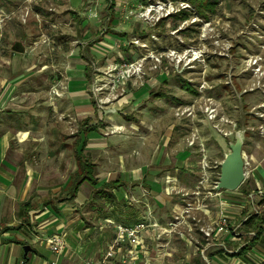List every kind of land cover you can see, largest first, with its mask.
Returning a JSON list of instances; mask_svg holds the SVG:
<instances>
[{
    "label": "rangeland",
    "instance_id": "obj_1",
    "mask_svg": "<svg viewBox=\"0 0 264 264\" xmlns=\"http://www.w3.org/2000/svg\"><path fill=\"white\" fill-rule=\"evenodd\" d=\"M9 56L16 62H4ZM85 64L93 77L91 92L86 91L96 99V114L103 116L101 133L131 139L130 121L150 122L140 125L149 130L153 124L155 131L170 121L192 151L195 176L186 181L195 188L202 159L221 163L241 131L249 160L246 178L233 194L222 195L234 205L245 203V216L264 217V187L247 186L254 168L264 166V0H220L208 18L187 0H0V76L31 73L24 88L34 94L26 102L33 100L38 111L44 110L47 126L56 124L62 133L75 132L80 117L54 116L49 108L55 97L50 101L46 89L55 79L60 88L82 78ZM179 79L194 91L183 89ZM158 92L168 97L161 99ZM53 93L60 96L57 89ZM207 103L218 108L214 120L203 110ZM178 106H191L193 114L176 115ZM220 167L201 185L212 197H220L210 186ZM257 228L244 225L243 239L251 241ZM163 235L160 248L165 247ZM258 241L253 247L264 254Z\"/></svg>",
    "mask_w": 264,
    "mask_h": 264
},
{
    "label": "crops",
    "instance_id": "obj_2",
    "mask_svg": "<svg viewBox=\"0 0 264 264\" xmlns=\"http://www.w3.org/2000/svg\"><path fill=\"white\" fill-rule=\"evenodd\" d=\"M4 62L12 64L16 57ZM82 67V78H71L60 88L55 79L46 89L50 101L55 97L49 108L54 116L80 117L72 133H62L56 124L47 126L44 110L38 111L32 99L26 102L34 94L24 88L31 73L0 76V264H115L128 250L117 245L115 257L107 258L115 224L141 220L150 226L140 235L136 264H260L264 254L253 247V239H243L248 214L234 213L233 203L222 195L235 191L222 189L220 197L203 190L196 194L197 187L186 181L195 172L182 130L176 133L170 121L165 128L155 131L152 124L148 130L150 122L138 119L128 122L134 128L131 139L121 133L103 135L102 113L96 114V99L86 91L91 92L93 83L91 67ZM88 162L94 165L95 182L77 178L89 170ZM252 175L247 186L263 188L264 166L257 165ZM114 180L118 186L104 187ZM223 209L232 217L231 225L239 227L236 238L226 234L220 241L206 239L201 227L214 223ZM162 233L165 247L160 248ZM55 234L64 239L58 254L49 243ZM258 239L264 247V232ZM25 245L31 249L25 251Z\"/></svg>",
    "mask_w": 264,
    "mask_h": 264
},
{
    "label": "built area",
    "instance_id": "obj_3",
    "mask_svg": "<svg viewBox=\"0 0 264 264\" xmlns=\"http://www.w3.org/2000/svg\"><path fill=\"white\" fill-rule=\"evenodd\" d=\"M253 62L258 63V59H254ZM203 110L206 113L208 119L210 120L216 119L218 115L217 106L213 105L212 103H207L204 106ZM185 111H187L189 114H193V108L191 106H188V107L178 106L176 108V115H182ZM194 142H195V139H192L189 142V145L194 144ZM204 158L205 159H202V161L200 162L199 170L201 174L200 175L201 179L199 181V185H197V189L195 191L196 194L200 193V191L202 190L201 185L202 184L204 185V183L208 182L213 171L216 170L219 165H221V163L218 164L217 161H215L213 165H209L206 160V157ZM244 159H245V171L247 173V165L249 163V160L247 159V156L245 155V153H244ZM217 181H214L213 184H210V186H212L213 189H215L216 194L219 193L217 192V188H216ZM230 204L231 203H229V206ZM244 206H245V203L243 202L238 205H234L233 206L234 213H238V214L242 213ZM231 222H232V217L230 216L229 213H227L223 209L219 212L217 220L210 225H205L201 227V231L203 233V236L206 239H210V240H217V241L221 240L226 234H230L232 235L233 238H236L239 227L232 226ZM148 226H150V224L149 222L145 220L138 221L137 223L133 225H123V224H118V223L115 224L116 235H115L113 245L109 248V250L106 253L107 258L115 257L116 246L125 244L128 247L126 255H124L115 264H136V254H137L136 246L138 244L142 231H144ZM49 243H50L51 250L55 254L60 253L64 247V239L59 234L52 235L49 238ZM50 264H59V262L57 260H52Z\"/></svg>",
    "mask_w": 264,
    "mask_h": 264
},
{
    "label": "water",
    "instance_id": "obj_4",
    "mask_svg": "<svg viewBox=\"0 0 264 264\" xmlns=\"http://www.w3.org/2000/svg\"><path fill=\"white\" fill-rule=\"evenodd\" d=\"M17 48V44L15 45ZM244 138L241 131H237L234 141L229 142L230 151L226 153L221 162L220 175L216 184L218 190H236L245 181V159L243 151ZM25 251L31 249L24 246Z\"/></svg>",
    "mask_w": 264,
    "mask_h": 264
},
{
    "label": "trees",
    "instance_id": "obj_5",
    "mask_svg": "<svg viewBox=\"0 0 264 264\" xmlns=\"http://www.w3.org/2000/svg\"><path fill=\"white\" fill-rule=\"evenodd\" d=\"M191 1L196 9V12L199 16H203L205 18H208L209 13H213L216 9V5L219 3L220 0H187ZM185 14H188L186 10H182ZM181 86L189 91H194V89L189 85L187 81L184 79L178 80ZM85 166L88 167L89 170L83 169V174H79L77 178H80L82 180H89L90 182H95V176L93 174V167L94 165L91 162L85 163ZM243 184V183H242ZM242 184L239 188H241ZM119 185L118 180H114L111 182H107L104 184V187H116ZM248 191V190H247ZM245 213V210L243 211ZM245 226L247 227H255L257 226V233L253 237V242L259 238V236L263 232V224H264V217H258V215H251L246 218L244 221Z\"/></svg>",
    "mask_w": 264,
    "mask_h": 264
},
{
    "label": "bare ground",
    "instance_id": "obj_6",
    "mask_svg": "<svg viewBox=\"0 0 264 264\" xmlns=\"http://www.w3.org/2000/svg\"><path fill=\"white\" fill-rule=\"evenodd\" d=\"M236 134V133H235Z\"/></svg>",
    "mask_w": 264,
    "mask_h": 264
}]
</instances>
